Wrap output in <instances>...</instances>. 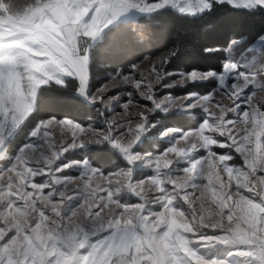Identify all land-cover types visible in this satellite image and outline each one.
<instances>
[{"label": "snow or ice", "instance_id": "6c2138e0", "mask_svg": "<svg viewBox=\"0 0 264 264\" xmlns=\"http://www.w3.org/2000/svg\"><path fill=\"white\" fill-rule=\"evenodd\" d=\"M0 264H264V0H0Z\"/></svg>", "mask_w": 264, "mask_h": 264}, {"label": "trees", "instance_id": "16d2710c", "mask_svg": "<svg viewBox=\"0 0 264 264\" xmlns=\"http://www.w3.org/2000/svg\"><path fill=\"white\" fill-rule=\"evenodd\" d=\"M210 38H211L212 40H216V39H218V37H216L215 35L211 36ZM190 59L194 60V59H195V55L193 54V57L190 58ZM103 71H104V70H103L102 68L97 69V72H98V74H100V75H103Z\"/></svg>", "mask_w": 264, "mask_h": 264}, {"label": "rangeland", "instance_id": "374dc122", "mask_svg": "<svg viewBox=\"0 0 264 264\" xmlns=\"http://www.w3.org/2000/svg\"><path fill=\"white\" fill-rule=\"evenodd\" d=\"M16 2H17V3H21V2H23V0H16Z\"/></svg>", "mask_w": 264, "mask_h": 264}]
</instances>
